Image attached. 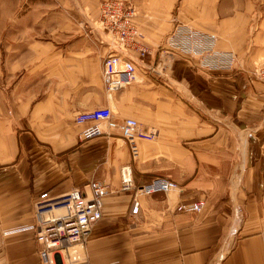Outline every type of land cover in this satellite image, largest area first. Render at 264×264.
<instances>
[{"label": "crops", "instance_id": "obj_1", "mask_svg": "<svg viewBox=\"0 0 264 264\" xmlns=\"http://www.w3.org/2000/svg\"><path fill=\"white\" fill-rule=\"evenodd\" d=\"M128 1L151 49L144 60L122 52L139 65L135 81L111 94L103 81L18 84L9 114L0 92V264H41L33 232L17 230L33 223L42 194L57 197L92 179L110 193L85 242L71 247L80 254L73 264H264V81L252 68L264 58V0ZM82 17L78 33L73 26L65 34L54 72L88 73L93 65L102 78L107 37L96 27L84 32ZM177 22L215 33L217 47L234 53L233 69L210 71L192 57L159 54ZM62 106L69 108H54ZM80 106H108L116 120L134 118L158 137L138 141L135 157L117 130L82 140L74 122ZM127 163L135 184L160 175L180 191L140 196L131 216V193L119 190ZM199 199L206 201L200 212L176 210Z\"/></svg>", "mask_w": 264, "mask_h": 264}, {"label": "built area", "instance_id": "obj_2", "mask_svg": "<svg viewBox=\"0 0 264 264\" xmlns=\"http://www.w3.org/2000/svg\"><path fill=\"white\" fill-rule=\"evenodd\" d=\"M98 28L107 37L109 53L102 62V81L111 94L136 80L139 65L151 54L133 19L135 7L128 0H102L99 3ZM135 53V57L122 56V52ZM159 54H181L196 60L199 68L210 71L231 70L235 55L217 47V35L204 32L192 26L177 22L160 40ZM142 67V66H141ZM255 75L264 81V59L254 69ZM74 122L82 126L80 138L91 139L117 130L127 143L132 157L137 154V142L152 141L158 136L156 129H144L134 118L121 121L113 117L108 106L79 111ZM120 191L131 193L129 214L137 216L140 210L139 197L156 193L167 194L180 191L179 184L166 176L156 175L141 184H135L130 165L119 169ZM110 193L109 186L101 180L92 179L82 188H72L57 197L42 194L35 202L34 221L19 230L33 232L39 244L38 255L41 264H73L80 260V254L73 245L83 244L91 227L103 215V199ZM206 206L205 199L176 206L179 212H200Z\"/></svg>", "mask_w": 264, "mask_h": 264}, {"label": "rangeland", "instance_id": "obj_3", "mask_svg": "<svg viewBox=\"0 0 264 264\" xmlns=\"http://www.w3.org/2000/svg\"><path fill=\"white\" fill-rule=\"evenodd\" d=\"M101 1L0 0V92L5 105V114L10 113L13 101L18 93H22L18 89V84L22 86V84L36 83L44 88L49 85L55 86V83L66 82L80 84L84 81L94 87H100L103 84L101 73L93 65L87 68L88 73L54 72L55 60L58 61L60 57H64L65 34L72 33L73 26L74 33H78L76 27L79 28L81 22L85 21L81 20L80 15L82 17L85 13L87 17L83 25V30H86L84 32L92 34L91 29L98 28L99 7L97 4ZM156 1L168 4L171 2V0ZM174 2L176 6L178 0ZM75 3L78 6H74ZM80 3L84 5L80 6ZM174 10L175 8L172 11ZM171 13L175 14V12ZM30 44L36 45L35 49L30 48ZM104 51L107 49L105 48ZM262 59L264 58L256 59L252 63L253 70ZM32 67H35L34 71H31ZM91 97H86L84 101L90 100ZM80 101L83 102V98H80ZM54 108L65 111L69 107ZM90 108L92 107L80 106L77 110L83 111ZM157 137L152 141H155Z\"/></svg>", "mask_w": 264, "mask_h": 264}]
</instances>
